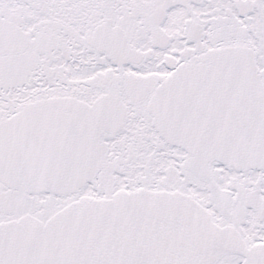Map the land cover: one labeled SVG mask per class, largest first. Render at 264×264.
I'll use <instances>...</instances> for the list:
<instances>
[{
    "label": "snow or ice",
    "instance_id": "obj_1",
    "mask_svg": "<svg viewBox=\"0 0 264 264\" xmlns=\"http://www.w3.org/2000/svg\"><path fill=\"white\" fill-rule=\"evenodd\" d=\"M0 264H264V0H0Z\"/></svg>",
    "mask_w": 264,
    "mask_h": 264
}]
</instances>
